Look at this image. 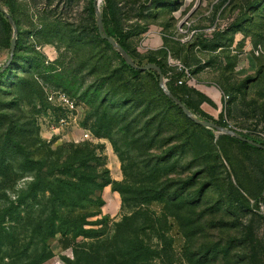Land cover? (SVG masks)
<instances>
[{
  "label": "rangeland",
  "instance_id": "obj_1",
  "mask_svg": "<svg viewBox=\"0 0 264 264\" xmlns=\"http://www.w3.org/2000/svg\"><path fill=\"white\" fill-rule=\"evenodd\" d=\"M112 1L133 33L126 42L136 63L171 56L187 65L194 85L171 86L195 114L264 143V0ZM0 3L17 22L15 58L0 77V264H264V153L191 126L174 108L162 119L141 114L137 101L124 105L122 90L103 79L120 64L95 38L91 0ZM214 43L256 64L240 78L232 60L216 68V99L196 80ZM184 46L190 65L179 58ZM8 57L0 46V68ZM139 83L152 87L146 75ZM57 89L78 104L77 124L58 125L65 112L46 100ZM104 111L109 120L98 121ZM65 161L84 181L67 203ZM103 168L110 182L96 191L90 179ZM36 173L42 181L31 186Z\"/></svg>",
  "mask_w": 264,
  "mask_h": 264
},
{
  "label": "trees",
  "instance_id": "obj_2",
  "mask_svg": "<svg viewBox=\"0 0 264 264\" xmlns=\"http://www.w3.org/2000/svg\"><path fill=\"white\" fill-rule=\"evenodd\" d=\"M104 1H105V6L102 7L100 9V11H101L102 22H103V26H104L105 31L107 32L108 35L112 36L119 44H121V46L123 48H125V50H127V52L131 55V57L134 58V56H133V54H132L131 50L129 49L128 44L126 42V39L129 36H131L133 33H129V32H126L124 30L122 22H121L120 12H119L116 4H114V2L112 0H104ZM89 11H90V14L94 16L93 30L95 31V38L100 43L104 44L106 47L112 48L111 45L108 43V41L105 39H102L97 33L96 23H95V13H94V9H93V0H91L90 6H89ZM12 17H13V15H12ZM13 19H14V17H13ZM15 22H16V20H15ZM16 25H17V22H16ZM83 32H84L83 30H80L79 33L82 34ZM11 36H12V28H11L7 18L0 11V46H4V47L9 49ZM16 46H17V42H16ZM114 53L119 60L120 67L104 71L103 72L104 73L103 79L107 82H110L113 85H117V87L122 90L123 94L121 95V99H122V103L124 105L131 104V103H133V101H137V105L139 107H141V109H142L141 114L147 115L148 113H150L151 111L154 110L155 115L160 116L162 119H165L167 116L170 115L169 114L170 113L169 108H174L176 110V112L181 114L186 119V121L188 122L189 125L197 126V124L194 123L191 119H189L181 111V109L176 104H174V102L159 87L158 76H157V73L155 71H153V70L140 71L138 69H134V68L130 67L128 64H126L124 62V60L121 58V56L115 50H114ZM100 54H101V56L99 57V63L98 64L100 67H102L103 65H106V68H107L108 67L107 63H104V64L100 63L101 58H102V53H100ZM13 58H15L14 53H13L12 59ZM145 61H146V63L147 62H154V63L158 64L161 67L163 74L165 73L166 65H165V62L162 60V58L157 59L155 56H148ZM138 64H144V63H138ZM6 73H7V69L3 68L0 71V77L3 75L6 76L7 75ZM144 75L148 76L151 79L152 87L149 88L146 85L139 83ZM166 84H167L168 89L175 96H177L190 110H192L194 113L196 112L186 101H184V99L176 91V89L171 86V84H173L174 86H177L173 83L172 80L167 81ZM181 86H185V85H179L178 87H181ZM150 98H152L153 101L155 102V104H156L155 106H157L156 108H151L152 103L150 101ZM103 101L101 100L99 102L100 105L104 103ZM97 119H98V121H105V120L108 121L109 120V118L107 117L106 111H104L103 114L101 113L100 117ZM199 126H201V125H199ZM222 136L230 138V139H232V140H234L240 144H243L245 146L251 147L252 149H254L258 152L264 153V150H262L258 147H255L251 144H248L246 142L240 141V140H238L232 136H229L227 134H222ZM95 159L97 160L98 165H100L101 167H104L105 162L101 156H96ZM78 163H79V165H83L85 163V161L83 160V161L78 162ZM34 167H36V166H34ZM59 170H60L59 172L62 174V176L65 175V177H66L64 179H59V185L62 188V190L65 191L64 202L66 201V203H67L68 201H71V202L76 201L75 199L72 198V195L75 193L76 194L75 197L76 196L78 197L79 193L82 190L81 186L84 183V181H81L79 183L76 182V179L74 177L77 173V171H76L77 169H75L73 167L72 163L71 162L69 163V161L63 162L62 165L59 166ZM98 173L99 174L97 176L90 179L92 181H96V179L99 180V182L96 184V191L99 190L105 184L110 182L109 176L107 175V169L103 168ZM32 177H33V180H31L29 182V184L31 186H37L42 181L40 178V175L38 173L32 175ZM46 185H48V184L46 183ZM33 189L34 190L31 194V197L34 200L39 196L38 195L39 191L37 192V189L34 187H33ZM39 190H41V189H39ZM42 192L44 193L45 190L42 189ZM257 201L258 202H264V199L263 198L262 199L257 198ZM51 202H54V199H52ZM92 202H93V200H92ZM101 203H102V200H99L97 204L100 205ZM35 212H36V210L33 211V213H35ZM43 212H44V210L42 209L41 214ZM40 215H39V217H40ZM52 215H53V217L57 216L58 211L53 210ZM53 221L54 220H52V223L50 224L51 226L47 227L48 230L46 233L48 235H50L56 231L55 230L56 228H55ZM59 229L60 230L62 229L63 232L64 231L67 232L70 229V226H68V224H67V225H64L63 228L61 227Z\"/></svg>",
  "mask_w": 264,
  "mask_h": 264
},
{
  "label": "water",
  "instance_id": "obj_3",
  "mask_svg": "<svg viewBox=\"0 0 264 264\" xmlns=\"http://www.w3.org/2000/svg\"><path fill=\"white\" fill-rule=\"evenodd\" d=\"M93 9L95 13V23H96V29L98 35L102 38L108 41V43L111 45V47L121 56V58L124 60L126 64H128L130 67L134 69H138L140 71L145 70H153L157 73L158 76V84L159 87L163 90V92L176 104L181 111L194 123L201 125L205 128L212 129L218 133L227 134L229 136H232L240 141L246 142L248 144H251L255 147H258L262 150H264V143H261L259 141L253 140L249 137H246L235 130L228 128L226 126L219 125L211 120H207L204 118H201L197 116L192 110H190L177 96H175L167 87L166 81L163 75V72L161 70V67L154 63V62H147L144 64H138L136 63L131 55L119 44L112 36L108 35L107 32L104 29L103 22H102V16L101 11L99 8V0H93ZM0 11L4 14V16L7 18L11 28H12V36L10 39V47H9V57L5 65H3L0 68V71L10 62V60L13 57L14 49L16 46V40H17V25L15 20L13 19L12 15L5 10V8L0 4Z\"/></svg>",
  "mask_w": 264,
  "mask_h": 264
},
{
  "label": "crops",
  "instance_id": "obj_4",
  "mask_svg": "<svg viewBox=\"0 0 264 264\" xmlns=\"http://www.w3.org/2000/svg\"><path fill=\"white\" fill-rule=\"evenodd\" d=\"M157 49L163 48L164 41L162 36H159V40H156ZM156 47V46H155ZM213 49L209 50L211 51L209 55H204V57H201L200 59L203 61L205 58L212 57V60L210 61L208 70H201L199 73H197V89H204V92L208 96H210L212 99H216V92L215 88L213 87V84H215V81L217 77L219 76V71L215 70L218 67H223L224 64H226L227 61L232 60L234 62L233 68L234 73L236 74L237 78H240L241 76H244L245 74L251 73L255 70L256 64L253 59V57L248 53H238L237 51H229V52H220L221 46L219 43H214V46H212ZM232 53L234 55H232ZM179 58H182L184 62L190 65L192 52L188 51L187 47H182V49H179L178 51ZM194 85V81L191 84H187L185 86L191 87ZM210 85V86H209ZM85 131V130H84ZM86 133H89V131H86ZM85 133V134H86ZM78 134V133H76ZM75 134V136H76ZM90 134V133H89ZM84 136V133H79L76 136V139L82 138Z\"/></svg>",
  "mask_w": 264,
  "mask_h": 264
},
{
  "label": "built area",
  "instance_id": "obj_5",
  "mask_svg": "<svg viewBox=\"0 0 264 264\" xmlns=\"http://www.w3.org/2000/svg\"><path fill=\"white\" fill-rule=\"evenodd\" d=\"M165 65L166 71L163 75L166 82L172 80L175 85L179 86L191 84L194 81L190 68L180 61L173 59L171 56H167ZM46 100L65 112L64 115L58 117L57 123L59 126L65 127L69 123H78V104L67 93L59 89L52 90L46 94ZM226 127L232 128L230 124H227ZM88 137L89 134L86 133L80 138V141Z\"/></svg>",
  "mask_w": 264,
  "mask_h": 264
}]
</instances>
